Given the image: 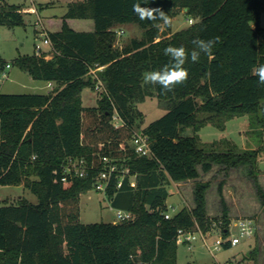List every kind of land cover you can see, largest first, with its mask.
I'll list each match as a JSON object with an SVG mask.
<instances>
[{"label":"trees","instance_id":"1","mask_svg":"<svg viewBox=\"0 0 264 264\" xmlns=\"http://www.w3.org/2000/svg\"><path fill=\"white\" fill-rule=\"evenodd\" d=\"M134 2H69L62 16H54L61 19L60 29L47 30L51 57L34 51L15 58L14 64L34 80L55 87L49 93H0V185L22 184L38 200L0 204V264H178L179 229L198 226L206 233L222 220L223 237L228 235L231 218L222 186L221 217L211 218L206 211L210 182L199 180L201 172L215 165L229 170L249 164L254 174L257 150L227 142L226 150L207 151L196 133L208 124L223 131L229 120L242 116H248L252 127L264 121V86L252 74L264 64V0H140L141 7L160 9L170 18L186 10L185 17L193 22L168 37L133 13ZM25 6L0 2V25L25 26ZM68 20H92L94 28L75 30ZM126 24H137L143 37L120 50L114 47V27ZM215 36L220 43L211 58L201 53L198 62L189 58L184 65L189 72L186 83L167 93L155 85L166 112L142 130L153 156H138L130 145L136 123L133 105L151 95L143 76L169 64L165 47L184 46L190 53L194 39ZM99 67L103 69L97 77L91 76ZM98 82L104 90L97 105L85 107L83 90H94ZM115 112L122 122L118 127ZM187 128L195 134L183 135ZM102 156L135 174V187L127 176L117 189L113 178L106 192L111 206L131 212L132 218L83 224L80 196L94 189ZM75 157H85L93 169L86 177L62 180V167ZM256 176L254 185L264 206ZM189 180L195 181L194 206L165 219L168 184Z\"/></svg>","mask_w":264,"mask_h":264},{"label":"rangeland","instance_id":"2","mask_svg":"<svg viewBox=\"0 0 264 264\" xmlns=\"http://www.w3.org/2000/svg\"><path fill=\"white\" fill-rule=\"evenodd\" d=\"M77 0H0L8 3H25L22 9L25 26L8 28L0 25V93L24 94V93H49L48 81L34 80L27 72L14 64L15 58L22 55L32 54L36 50V44L42 45L43 50L49 53L50 46H45L43 38L38 36V22L45 18L62 16L67 11L69 2ZM34 9L32 12L28 9ZM185 9L179 10L171 18L169 27H160L162 37H168L172 33L186 28L191 24L185 17ZM45 21V20H44ZM43 22L46 25V22ZM71 26L75 30H93L92 20H74ZM261 26L264 28V13L261 17ZM48 28L56 30L55 23H49ZM47 29V28H46ZM121 34H118V32ZM116 41L114 47L122 49L132 39H141L143 29L137 24L117 25L114 27ZM160 38H157L158 41ZM51 55L49 54L48 58ZM11 64L7 69L5 64ZM103 67L92 69L91 76L97 77V71ZM7 74L3 78V72ZM55 84L53 85V88ZM100 89L85 88L82 92V102L85 107L97 105ZM151 95L143 102H135L133 107L136 112L135 131H142L148 124L160 118L166 109L159 101L155 85H150ZM248 116L234 118L226 123V129L220 130L208 124L196 134L201 139L202 146L207 150L220 152L227 149V142L236 144L241 150H257V169L254 174L250 173V165H237L225 170L222 165H215L208 173L201 172L199 180L209 181L210 187L206 191V211L211 218L221 217L223 204L220 200L219 187L222 186V196L228 209L232 223L241 218H251L255 222L256 232L252 238L242 240L238 245L230 248H222L220 251L211 253L203 246L201 240H197L192 249L186 245H178V264H264V206L257 194L254 178L255 175L264 191V121L250 126ZM192 128L184 130L183 135H194ZM195 181L171 182L168 190L171 195L166 204L174 207L175 211L187 206H194L192 189ZM20 198H26L32 203H37V197L23 187V185H0V204L4 201L14 203ZM116 209L105 193L92 189L80 196V220L83 224L112 222L115 218ZM232 233L235 230L232 229ZM215 235V231H212ZM217 237L211 236L209 242ZM253 250L256 254H252Z\"/></svg>","mask_w":264,"mask_h":264},{"label":"built area","instance_id":"3","mask_svg":"<svg viewBox=\"0 0 264 264\" xmlns=\"http://www.w3.org/2000/svg\"><path fill=\"white\" fill-rule=\"evenodd\" d=\"M29 11H33L34 9H28ZM31 11V12H32ZM192 23L193 21L190 20ZM38 36L43 38L42 43L45 46H50L51 42L48 37V31L43 25L42 20L38 22ZM118 34H121L119 31ZM36 53L38 55L42 53H46L42 45L36 44ZM50 51V50H49ZM49 54L47 53L46 58H48ZM7 68L11 67V64H6ZM3 78L7 77V74L3 72ZM50 89H53L54 83H48ZM96 88L100 90H104L101 82H98ZM121 119L117 112L114 115V124L118 127L121 125ZM130 145L134 149V152L138 156H146L152 157L153 153L150 148V141L148 136L143 131H133L132 137L130 139ZM35 159V156L33 157ZM93 167L88 163L85 157H75L69 158L66 164L62 167V180H67L70 177H86L89 174ZM129 177V184L132 187L136 186L135 174H131V171L128 167L119 165L115 159L110 156H102L101 157V167L97 168V173L94 176L93 186L94 189L103 192L106 194L109 185H111V181H116V188L119 189L122 187L125 177ZM171 210L165 213V219H170L174 213H176L174 207H170ZM132 218V213L122 209H116L115 218L113 220L114 223H119L121 221H126ZM232 229L235 230V233H232ZM212 231H215V235L212 234ZM223 222L219 220L214 222L212 228L208 232H203L200 227H196L194 230L188 231L184 229H179L176 236L177 244H183L188 247V249H192L193 244L197 240H201L203 246H205L208 251L211 253H215L220 251L225 245H229L231 247L238 245L242 240L246 238H252L256 232L255 222L251 218H241L234 221L229 226V233L226 237H223ZM211 236H216L217 238L213 242H209Z\"/></svg>","mask_w":264,"mask_h":264},{"label":"clouds","instance_id":"4","mask_svg":"<svg viewBox=\"0 0 264 264\" xmlns=\"http://www.w3.org/2000/svg\"><path fill=\"white\" fill-rule=\"evenodd\" d=\"M148 0H144L147 3ZM133 13L142 21H151L156 27H169L171 18L162 10L156 8L141 7L140 0L132 5ZM220 43V37L215 36L209 39H194L193 50L189 53L184 46L169 45L164 49V55L170 58L169 64L159 70H153L143 76L145 85H158L162 93L171 92L176 86L187 82L188 70L184 67L189 58L191 62H198L201 53L213 55L214 47ZM252 74L257 78V84L264 86V64L254 67Z\"/></svg>","mask_w":264,"mask_h":264},{"label":"crops","instance_id":"5","mask_svg":"<svg viewBox=\"0 0 264 264\" xmlns=\"http://www.w3.org/2000/svg\"><path fill=\"white\" fill-rule=\"evenodd\" d=\"M45 20V21H44ZM44 20H42V21H44V22H46V25H44L45 26V28H47L46 30H51V31H54V30H52V29H49L48 28V24L49 23H55V21H56V25H57V29L56 30H58V29H60V27H61V19L60 18H57V19H53V18H51V17H48V18H45ZM71 21L72 20H68V22L71 24ZM74 21V20H73ZM5 67H6V64H5ZM12 67V66H11ZM10 67V68H11ZM7 68V67H6ZM7 69H9V68H7ZM4 71V70H3ZM5 72V71H4ZM48 93V92H47Z\"/></svg>","mask_w":264,"mask_h":264}]
</instances>
